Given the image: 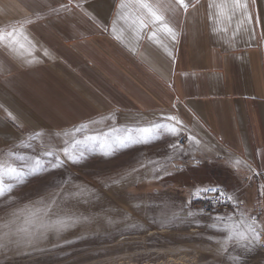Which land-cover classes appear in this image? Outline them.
<instances>
[{"label":"crops","instance_id":"1","mask_svg":"<svg viewBox=\"0 0 264 264\" xmlns=\"http://www.w3.org/2000/svg\"><path fill=\"white\" fill-rule=\"evenodd\" d=\"M211 2L180 10L176 41L161 46L147 35L133 39L122 23L117 39L120 0H75L83 7L57 12L68 0H0V28L32 20L24 28L36 45L33 55L18 56L0 44V148L8 130L34 124L63 129L108 112L176 116L200 141L188 142L179 159L204 167L205 180L228 181L234 212L244 208L264 223L255 174L264 170V0H249L257 19L235 37L234 21L211 18ZM194 179L185 177L187 185Z\"/></svg>","mask_w":264,"mask_h":264},{"label":"rangeland","instance_id":"2","mask_svg":"<svg viewBox=\"0 0 264 264\" xmlns=\"http://www.w3.org/2000/svg\"><path fill=\"white\" fill-rule=\"evenodd\" d=\"M109 116L114 119H107ZM134 118L108 112L89 121L96 122L93 129L107 130L131 126ZM139 118L162 122L155 116ZM78 125L52 129L34 124L27 130H8V144L0 148V160L8 159L9 153L47 160L45 153L62 149L69 139L63 133ZM179 137L164 135L109 156L97 149L75 164L61 156L63 167H49L26 178L0 198V225L9 223L12 212L38 201L49 203L53 198L78 222L61 233H45L35 246L0 239L4 244L0 264H264L262 232L257 243L231 240L225 244L227 232L212 227L218 223L215 216L239 219L242 213L251 215L246 209L236 213L232 203L233 208L208 214L198 207L197 189L216 184L228 189V181L215 182L209 177L217 174L209 171L210 180H205L204 167L181 161V151L169 148ZM227 160L216 162L223 166ZM157 167L170 174L153 172ZM154 175L159 178L154 179ZM186 176L195 177L190 185ZM23 226L21 222L16 227ZM5 231L0 228V236Z\"/></svg>","mask_w":264,"mask_h":264},{"label":"snow or ice","instance_id":"3","mask_svg":"<svg viewBox=\"0 0 264 264\" xmlns=\"http://www.w3.org/2000/svg\"><path fill=\"white\" fill-rule=\"evenodd\" d=\"M198 3L199 0H194V3H189V0H120L112 31L114 33L119 31L117 39H122L125 28L121 27L118 30L116 27L118 23H122L127 27V31L130 32L133 39L139 40L147 35L149 41L163 46V39L167 38L172 42L177 39L178 34L173 26V20L180 14V10L188 14L189 8L195 9ZM251 3L254 4L255 0H251ZM73 4L77 8L83 7L81 4L75 3V0H68V4H61L58 9L54 8L51 11H71ZM209 8L215 9L211 18L217 24H232L234 21V26L231 28L232 37L243 32L250 21L254 22L257 19L250 10L249 0H223L222 3H216L213 0L209 4ZM32 22V20L21 21L19 26L11 25L10 30L0 28V44L18 56H23L25 53L29 56L33 55L36 45L24 28L25 24ZM219 30L229 31L228 28ZM248 30L251 35V28ZM44 55H48L47 50L44 51ZM9 116H11V113H9ZM107 119H114V117L109 116ZM160 120L162 122H153L137 117L133 119L131 126H111L107 130L93 129L92 124L96 123L95 121L81 123L74 127L71 132L63 133L64 136L69 138L65 140V146L59 151L46 152L45 155L49 158L47 160L39 156L25 157L16 153H9L8 159L0 160V198L11 193L15 187L25 182L29 176L38 175L49 167L51 170L63 167L65 161L61 156L75 164L85 159L86 153L94 152L97 149L99 154L109 156L118 149L152 143L164 135L178 138L180 135L186 134V139L193 146L200 144V141L196 139L191 131L183 127V122L178 117L161 116ZM39 135L41 134L37 133V136ZM169 148L184 151V145L178 139L170 144ZM77 154L79 158H77ZM13 160L20 163L16 164ZM140 167H144V165L141 164ZM161 170L165 171V174H170L167 173L166 169L159 167L154 168L153 172ZM153 178L159 177L154 175ZM210 192L218 194L220 203L233 202V197L222 191L218 186L197 189L196 196L199 198L201 194ZM262 193H264V186H262ZM205 198L213 199L206 195ZM11 216L12 219L9 223L0 225V228L6 229L0 239L6 240L8 243H15L18 246H35L45 233H61L78 222L77 218L64 211V208L60 206L55 198L49 203L34 202L23 209L12 212ZM214 220L218 223H213V228H220L222 231L227 232L225 244L231 240L257 243L261 239V232L264 231V223L260 222L255 216H245L243 213L239 219H233L232 216L217 215ZM21 222L24 226L16 227ZM3 246L4 244L0 243V247Z\"/></svg>","mask_w":264,"mask_h":264},{"label":"built area","instance_id":"4","mask_svg":"<svg viewBox=\"0 0 264 264\" xmlns=\"http://www.w3.org/2000/svg\"><path fill=\"white\" fill-rule=\"evenodd\" d=\"M179 141L183 143L184 146L188 144V140L186 139V134H183L179 137ZM255 174L260 177L261 181L263 182L264 186V170H261L259 172L255 171ZM220 187L222 191L226 192L228 195L231 196L229 190L225 188L223 185H215L211 187ZM205 195L207 197H212L213 199L209 200L205 198ZM198 207L204 211L205 213L212 214L215 212L223 211L225 209H230L232 206V203H220L218 199V194L217 193H207V194H201L200 197L198 198L197 202ZM233 208V206H232Z\"/></svg>","mask_w":264,"mask_h":264},{"label":"trees","instance_id":"5","mask_svg":"<svg viewBox=\"0 0 264 264\" xmlns=\"http://www.w3.org/2000/svg\"><path fill=\"white\" fill-rule=\"evenodd\" d=\"M203 171H205V168H204V170H203ZM200 173H201V172H200ZM197 178H198V179H199V178H201V177H200V175H199Z\"/></svg>","mask_w":264,"mask_h":264}]
</instances>
